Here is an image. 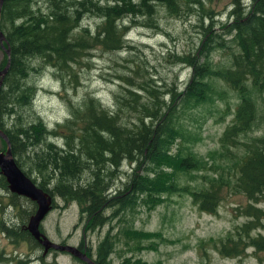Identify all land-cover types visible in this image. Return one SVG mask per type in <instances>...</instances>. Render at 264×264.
<instances>
[{
	"label": "rangeland",
	"instance_id": "374dc122",
	"mask_svg": "<svg viewBox=\"0 0 264 264\" xmlns=\"http://www.w3.org/2000/svg\"><path fill=\"white\" fill-rule=\"evenodd\" d=\"M92 1L102 7L115 3L114 0ZM118 1L122 6L123 0ZM251 2L240 0L242 14L247 12ZM29 4L31 10L46 12L54 1L30 0ZM232 6L230 0H201V4L180 2L174 12L162 0H152L143 9L142 6L121 7L125 11L118 14L115 21L122 33V44L118 47H105L98 40L91 45L84 42L85 50L79 49L73 61L63 67L64 71L53 65L54 60H45L38 54L24 58L29 75L20 79L19 89L12 92L8 102L12 109L1 114L4 128L12 132L22 124L40 119L51 132L74 120L71 126L59 130L60 134H47L45 140L78 151L80 143L76 134L81 131L80 118L90 103L99 104L109 114L118 112L120 124L132 129L141 108L163 113L171 106L175 112L171 127L176 136L168 141V152L191 154L201 164L196 168L170 171L165 166L155 169L156 164L147 158L137 163L121 158L118 166L108 168L106 179L111 192L125 190L127 199H132L125 207L119 204L105 207L107 220L91 229L85 228L86 215L80 213L77 200L66 201L53 193L52 207L40 222V229L52 241L78 245L84 238L81 245H86L95 257L98 244L110 232L113 242L107 256L110 264H118L124 258H128L130 264H264V254L255 253L252 246L235 256L224 255L217 248L220 239L237 237L239 226L252 218L246 212L250 204L264 210V199L249 200L237 187L241 157L250 146L264 144V85L254 87L245 79V94L253 102V118L249 127L234 134L228 142L223 141L222 136L233 123L241 101L237 88L223 77L208 73L202 78L209 83L206 99L194 100L185 92L192 75V65L184 58L187 55L195 57L198 64L207 63L212 69L233 67V57L240 47L236 31H230L228 26L234 17ZM10 17L8 15L7 20ZM24 19L18 17L14 21L19 23ZM104 19L92 10L84 11L81 18L73 22L70 35L80 37L77 41L94 37ZM209 35H213L211 42L207 40ZM6 60L4 47L0 45V68ZM11 79H8L10 88L3 86V92H11ZM175 92L182 96L179 101L172 96ZM19 93H31L26 105L13 104V98ZM122 98L128 107L119 109ZM69 132L73 135H64ZM65 138L71 141L69 145L65 144ZM6 148L7 143L0 136V151ZM39 150L38 145L28 149L18 146L12 150L17 164L35 178L36 183L42 180V173L34 167L30 171L27 168L29 164L33 166L32 159ZM91 169L92 166L85 165L80 171L79 183L91 179ZM172 172L177 184L174 191L150 194L132 192L129 187L132 178L154 179L158 173L161 179L170 182L166 177ZM55 182L52 178L46 185L52 187ZM211 184L219 186L221 197L215 210L200 209L190 190L209 188ZM6 185L7 188L0 186V220L3 226L20 231L35 211L36 203L17 193L16 197L12 196L7 181ZM258 232L264 233V217L262 224L251 230V234ZM28 240H19L1 227L0 264H17L18 258H29L27 264H87L67 251L50 248L43 253L41 244L34 248Z\"/></svg>",
	"mask_w": 264,
	"mask_h": 264
},
{
	"label": "trees",
	"instance_id": "16d2710c",
	"mask_svg": "<svg viewBox=\"0 0 264 264\" xmlns=\"http://www.w3.org/2000/svg\"><path fill=\"white\" fill-rule=\"evenodd\" d=\"M29 1L3 0L0 9V30L5 36V46L9 47L8 55L6 48L4 51L6 59L10 62L0 87V127L5 131L13 151L18 146H23L25 149L39 146L40 150L35 153L36 158L32 159L33 166L29 164L27 168L30 171L34 167L42 173L43 178L37 183L39 186L50 194L62 196L66 201L77 200L80 205V213L86 215L85 228L91 229L104 224L107 220V215L104 213L105 207L114 204L125 207L132 199V197L127 199L128 194L125 190H121L119 193L111 192L110 183L106 179L107 172H109L108 168L118 166L121 158H126L129 163H137L142 158H147L148 161L156 164L155 169L159 166H165L169 167L170 171L196 168L201 165L191 154L181 155L179 152H168L169 145L167 143L176 136L173 127H171L175 118L174 108L170 109L171 106L163 113H157L149 107L147 109L141 108L135 115L137 122L133 123L132 129L120 124L118 112L109 114L99 104L90 103L80 118L82 122L81 131L76 134L80 143L78 151L45 140L47 134L51 132L55 135L60 134L59 130L63 131L62 129L68 128L71 123H75L74 120L59 125V130L54 129L51 132L46 129L40 119L38 121L31 120L27 125L22 124L17 129L15 128L16 130L13 129L12 132L11 129L4 128L1 114L12 109L8 107L10 96L12 92L19 89L18 81L29 75L24 58L27 59L33 54H38L45 60H54L52 61L53 65L60 66L61 69L58 68L64 71L63 67L71 63V60L73 61L79 49L84 48V42L91 45L93 41L98 40L105 47L116 48L122 44L121 28L115 22L117 15L125 11L121 7L137 9L138 6H142L143 9L152 0H138L135 3L132 0H123L122 6L119 5L118 0H114L113 5L103 7L97 1L93 2L92 0H53L54 5H49L46 12L31 10V2L29 4ZM230 1L233 4L231 12L234 17L228 26L230 31H236L237 44L240 47L238 54L233 57V67L216 70L207 63L198 64L195 57L191 55L184 57L192 65V75L185 89L189 98L194 100L206 99L209 83L203 81L202 78L208 73L223 77L230 86L237 88L241 94V101L237 105L234 121L227 126L222 136V140L226 142L229 141L230 137L234 138V134L237 132L249 127L253 118V102L245 94V79H249L254 87L264 85V0H252L245 14L239 10L240 0ZM162 2L174 12L178 10L180 2L201 4V0H162ZM70 4L72 7L69 8L68 5ZM88 4L89 6H87ZM14 6L16 7L14 8ZM87 10L99 13L105 19L102 21L101 28L98 27L100 30L97 31L96 36L83 37L77 41L80 37H72L70 30L73 27V22L80 19L82 13ZM14 12L16 13L13 15ZM8 15L11 16L8 19L11 23L6 18ZM18 17H25V19L15 23L14 20ZM247 23L249 24L244 26ZM208 37L210 38L207 40L211 42L213 35ZM10 77L12 78L10 80L11 92L5 93L2 89L6 85L10 88L8 85ZM30 95L31 93L26 95L19 93L13 98V104L18 102L26 105ZM172 96L176 101L182 98V96H178V92L173 93ZM116 97L120 96L117 95ZM174 98H172V103ZM124 104L122 98L118 106L119 109L123 106H125L123 108L128 107ZM157 110L159 111L158 107ZM147 119L150 120L147 121ZM64 135L72 136L73 134L69 132ZM70 143L71 141L65 138V144L69 145ZM86 164L92 166L91 179L79 183L80 171ZM238 172L237 187L246 194L249 200L264 199V144H254L249 147V151L238 162ZM170 174L166 177L170 178V182L161 179L159 173L154 175V179L148 176H138V178H132L129 187L132 188V192L138 190L150 194L160 191H174L177 184L174 181L173 172ZM31 178L36 181L35 178ZM52 178H55L56 182L53 183L52 187H48L46 183L50 182ZM0 186L7 188L6 181L1 174ZM185 186L182 188L187 191L186 187L188 189L189 187ZM190 194L199 208L207 211L215 210L217 201L221 197L219 186L214 184H211L209 188L192 189ZM12 196L16 197L17 194L13 192ZM12 201L17 204L15 200ZM246 212L252 218L239 226L236 231L237 237H226L219 240L217 248L220 253L230 256L240 255L248 246H252L255 253L264 254V233L251 234L253 228L262 224L264 210L257 205L250 204ZM3 224V221L0 220V228L5 229L7 234L16 236L19 240L29 239L30 241H28L33 247L40 245L27 230L25 224L20 231L17 228L5 227ZM83 240L84 238L79 244L80 248ZM112 245L109 232L98 244L94 257L95 261L100 264H110L107 256L112 250ZM86 249L87 253L91 255L88 248ZM28 261L29 258H18L16 263L27 264ZM118 264H130V261L128 258H124Z\"/></svg>",
	"mask_w": 264,
	"mask_h": 264
},
{
	"label": "water",
	"instance_id": "95a60500",
	"mask_svg": "<svg viewBox=\"0 0 264 264\" xmlns=\"http://www.w3.org/2000/svg\"><path fill=\"white\" fill-rule=\"evenodd\" d=\"M2 1L3 0H0V9ZM4 40V33L0 30V45L5 47L7 54H9V47L4 45ZM9 63V60H7L6 64L0 68V83L9 68ZM0 136L3 137L7 143V148L4 151H0V172L4 175L8 187L12 192L26 196L35 201L36 209L29 215L26 228L30 234L43 246V253H46L50 248H54L67 251L87 264H100L86 252L85 247L80 248L77 245L66 242H54L40 229V222L42 218L52 207L53 195L39 186L17 164L13 156L7 135L1 127Z\"/></svg>",
	"mask_w": 264,
	"mask_h": 264
},
{
	"label": "bare ground",
	"instance_id": "6f19581e",
	"mask_svg": "<svg viewBox=\"0 0 264 264\" xmlns=\"http://www.w3.org/2000/svg\"><path fill=\"white\" fill-rule=\"evenodd\" d=\"M185 64V63H184ZM5 76V75H4ZM4 78V77H3ZM2 83H3V80L1 81V83H0V87H1V85H2Z\"/></svg>",
	"mask_w": 264,
	"mask_h": 264
},
{
	"label": "flooded vegetation",
	"instance_id": "af4514ba",
	"mask_svg": "<svg viewBox=\"0 0 264 264\" xmlns=\"http://www.w3.org/2000/svg\"><path fill=\"white\" fill-rule=\"evenodd\" d=\"M85 246V245H84ZM84 246L82 248H84Z\"/></svg>",
	"mask_w": 264,
	"mask_h": 264
}]
</instances>
